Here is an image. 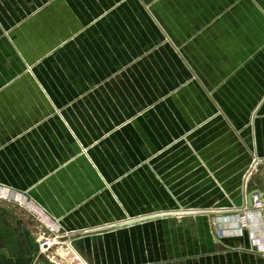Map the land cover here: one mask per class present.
I'll list each match as a JSON object with an SVG mask.
<instances>
[{
	"label": "crops",
	"instance_id": "1",
	"mask_svg": "<svg viewBox=\"0 0 264 264\" xmlns=\"http://www.w3.org/2000/svg\"><path fill=\"white\" fill-rule=\"evenodd\" d=\"M15 2L0 0V191L25 205L0 212L25 220L0 226V264H51L49 227L91 264H264V212L240 230L237 211L264 192V0H102V36L76 1ZM220 53L225 80L207 72ZM240 77L248 103L263 90L253 109L228 95ZM197 204L227 213L93 232Z\"/></svg>",
	"mask_w": 264,
	"mask_h": 264
},
{
	"label": "rangeland",
	"instance_id": "2",
	"mask_svg": "<svg viewBox=\"0 0 264 264\" xmlns=\"http://www.w3.org/2000/svg\"><path fill=\"white\" fill-rule=\"evenodd\" d=\"M75 1H76V3H74ZM77 1L78 0H68V2H69L70 5L73 4V3L75 4L73 7H71V9L74 8L77 12H79V11L82 10V13L83 12H86L85 15L88 13L87 14L88 18H86V21L83 22V25L84 26H82L80 28H83L84 27V28H86L88 30L95 31L96 36L97 35H101L102 36V20H103L102 19V0H92L93 2H96V4H97L95 7H92V6L88 5L89 0H85V3L82 2L83 0H79L80 2H78V3H77ZM15 3H18V0H16ZM79 3H80V6H79ZM85 5H86V8L84 7ZM75 14H76V12H75ZM18 19L15 20V24L17 25V27H19L22 24V22L24 21V20L20 21ZM34 21H36V20L33 19V20L28 21L27 23L24 21L23 22V27H24V23H26V25H29V27L34 26ZM15 24L10 25L9 27L10 28H13V26ZM35 26L38 27V28L40 27V25L38 26V24L36 22H35ZM220 27H223V24L222 23L220 24ZM28 29L31 30V28H28ZM28 29H27V31L29 32ZM214 39H217V40L220 39V40H222V42H219L218 41L219 42V45H218L219 48L217 49V51L223 50V46H224L223 40H226V37H222V35H215V36L212 37V40H214ZM229 49H230V47H229ZM225 55H226L225 53H223V54H221V53L220 54H217L216 55V59L211 63V65L214 67V70H207L208 73H212V71H217V73H215L216 76H218V78H221L222 80L227 79V77H229L232 74L231 73V70H226V72H223V70L217 69L218 66L221 67L222 62L223 63L226 62V60H224V56ZM251 56H252V58H251V62L252 63H253V61L254 62L255 61L264 62V49L261 51V53H252ZM246 60H247V58L241 59L240 61L238 59H236L235 60V63H234V66H235L234 69L237 70L238 68H240L242 70V68H243L242 65H243V63ZM227 71H228V73H227ZM100 72L102 74V71H100ZM94 74L97 76V72H96L95 69H94ZM237 77H238V74H237ZM241 77H242V75H241ZM241 77H240L239 82L236 81V79L233 81L234 85H233V87L232 86L229 87L228 95L230 97V95L232 94V99L234 100L235 103L238 104L239 107L245 108L246 107V104H247L250 108L253 109L256 106V104L259 102L260 97L263 94V90H260V93L259 92L256 93L255 100L250 101L248 103L247 100L245 99L246 98V94H247V90H244V88H247L248 87L249 90L252 91L253 90V87L250 84L248 85L247 82H245V80H247V78L244 80L243 78L241 79ZM235 81H236V83H235ZM226 83H228V85H232L233 84V83H230V82H226ZM91 84H92L91 87H94L95 81L93 80ZM226 88H227V85L224 83L222 85V89H226ZM81 91H85V90H81ZM222 95L224 96L223 93H222ZM225 97L226 96H224L222 99H220V102H222L223 100H224V102H226V98ZM222 105L225 107L224 103H222ZM252 173H253V169H252V171H251L250 174H252ZM155 183H156L155 188L157 189L158 188L157 184H160V183H158V182H155ZM139 192H145V190H143V191L142 190H139ZM24 199H25V197H24ZM1 202H2V200H0V204L1 205L2 204L3 205H6V204L13 205V203H9V202H2L1 203ZM15 202H17V201L15 200ZM17 203L19 205V202H17ZM22 203H24V202L22 201ZM189 205H191L189 207H195V205L193 203H191ZM196 207H197L196 209H182V210L175 209V210H171L172 212L171 211L170 212L172 214H174V216H172V217L181 218V216H183L185 214L194 215V213H198L197 211L190 212V210H197L199 208L205 209V208L202 207L201 204H197ZM204 207H210V204H205ZM7 210L9 211L10 209L8 208ZM160 210H162V209H160ZM139 211L140 212L138 213V215L139 214L146 213V210L143 209V206H140L139 207ZM14 212L15 211L13 209H12L11 213H8L7 211H5V213L0 212V226H3L4 225L7 228V231L10 229L11 231H13V233L15 232L14 235L16 236V235H18L17 234L18 231H15L14 229H11V227H13V225H12L11 222H14L16 224V226H18L17 222L18 223L20 222L19 219L22 222V221L25 220V218H23L22 213L19 212L18 209L16 210L15 213ZM160 213H162V212H160ZM141 224H143V223H141ZM47 232H50L52 234L51 235V238L53 240V243L54 242L56 243L55 245L52 244V247H51L52 249H50V251L58 252L59 254H61V255L64 256V254L67 252L66 249H69V250L71 249V252L73 251L75 254H77V256H79L81 258V260H84V261H86L89 264L93 263L89 258H87L85 255H83L80 251H78L75 248V245H73L71 242H70L71 243V246H72L71 248L69 246L70 245L69 243L67 244L68 245L67 247L64 246L65 244L63 242L65 240H67L66 238H64L65 237L64 235H67V234L61 233V232H54V231H51V230L50 231H47ZM47 261H49V259H47ZM49 262L51 264H57L55 262H51V261H49ZM69 262L70 263H68V264H71V262H73V261H69ZM60 264H65V263H61L60 262Z\"/></svg>",
	"mask_w": 264,
	"mask_h": 264
},
{
	"label": "built area",
	"instance_id": "3",
	"mask_svg": "<svg viewBox=\"0 0 264 264\" xmlns=\"http://www.w3.org/2000/svg\"><path fill=\"white\" fill-rule=\"evenodd\" d=\"M258 159L255 158L253 160V165L251 166V169L248 171V176H250V173L252 171V169H256V167L258 166ZM258 194L253 195V206L249 207L248 205H245L241 208H238V222H239V229L240 230H247L250 227V221H251V214L252 212H257L259 214H262L264 212V201L263 198L261 196V191H258ZM0 199L1 200H16L17 202H19L20 205H25V200H24V196L23 197H18V198H14L11 196V192H0ZM22 201L24 203H22ZM22 203V204H21ZM49 229L51 231L57 232L56 230H54V228L49 227ZM51 233H48L46 231H40L38 234H36V242L39 246V249L41 250L42 253H44L50 260H52L53 262L60 264L61 263H65L68 264L70 263L69 261H73L71 262V264H89L84 260H81V258L79 257L78 260H75L74 258L76 257V254L72 251L71 249H66L67 252L63 255L59 254L58 252H54V251H50V249H52V244H56L55 242L53 243V240L51 238ZM66 237V235H64ZM68 236V235H67ZM256 239V238H254ZM258 245H259V250L260 252H262L264 254V238L258 239ZM64 246L67 247L68 243L70 244V248L71 243L70 242H63ZM72 257V258H71Z\"/></svg>",
	"mask_w": 264,
	"mask_h": 264
},
{
	"label": "water",
	"instance_id": "4",
	"mask_svg": "<svg viewBox=\"0 0 264 264\" xmlns=\"http://www.w3.org/2000/svg\"><path fill=\"white\" fill-rule=\"evenodd\" d=\"M258 193H259L258 191H252V192L247 193V204L249 207L253 206V195L258 194ZM261 196H262L263 201H264V192H261ZM222 211L223 210H206L205 209V210H201L198 213H194V214L221 215V214L227 213V212H222ZM172 215L173 214H171L170 212L147 214L144 216H140L138 218H134L132 220L119 222L118 224L103 226L101 229L94 230L93 232H100V231L104 232V231H109L112 229L124 228L126 226H130V225H134V224H138V223H143V222H147V221H151V220H155V219H159V218H167V217H170Z\"/></svg>",
	"mask_w": 264,
	"mask_h": 264
},
{
	"label": "bare ground",
	"instance_id": "5",
	"mask_svg": "<svg viewBox=\"0 0 264 264\" xmlns=\"http://www.w3.org/2000/svg\"><path fill=\"white\" fill-rule=\"evenodd\" d=\"M251 175V174H250ZM264 176V175H263ZM171 213V212H170ZM172 214V213H171ZM172 216H174V214L172 215ZM171 217V216H170ZM78 256H77V254H76V257L74 258L75 260H78Z\"/></svg>",
	"mask_w": 264,
	"mask_h": 264
},
{
	"label": "trees",
	"instance_id": "6",
	"mask_svg": "<svg viewBox=\"0 0 264 264\" xmlns=\"http://www.w3.org/2000/svg\"><path fill=\"white\" fill-rule=\"evenodd\" d=\"M7 232L11 233V231H10V230H8ZM0 236H1V235H0Z\"/></svg>",
	"mask_w": 264,
	"mask_h": 264
}]
</instances>
